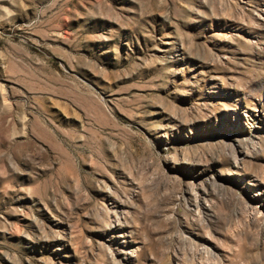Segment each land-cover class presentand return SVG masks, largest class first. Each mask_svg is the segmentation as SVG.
Returning <instances> with one entry per match:
<instances>
[{
  "label": "rangeland",
  "instance_id": "rangeland-1",
  "mask_svg": "<svg viewBox=\"0 0 264 264\" xmlns=\"http://www.w3.org/2000/svg\"><path fill=\"white\" fill-rule=\"evenodd\" d=\"M0 264H264V0H0Z\"/></svg>",
  "mask_w": 264,
  "mask_h": 264
}]
</instances>
